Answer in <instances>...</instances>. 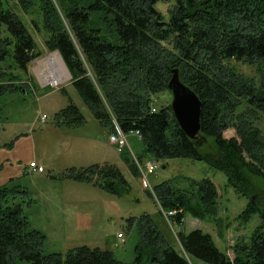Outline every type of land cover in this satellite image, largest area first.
Masks as SVG:
<instances>
[{"label":"trees","instance_id":"trees-1","mask_svg":"<svg viewBox=\"0 0 264 264\" xmlns=\"http://www.w3.org/2000/svg\"><path fill=\"white\" fill-rule=\"evenodd\" d=\"M58 1L61 13L51 0H41L49 33L45 45L61 55L93 118L110 133L117 128L125 135L139 132L144 145L140 160L189 159L225 173L228 187L248 199L237 220L247 223L255 215L262 219L248 239L235 245L232 259L202 229L180 231V251L174 235L151 214L131 218L130 226L136 224L140 233L133 264H264V205L253 198L261 191L264 195V135L255 125L264 114V0ZM172 1L166 21L156 5ZM26 2H21L24 7L34 0ZM16 11L0 0V97L27 91L28 84H20L15 72L26 74L41 56ZM231 62L256 66L261 83ZM176 69L203 103L201 134L195 140L180 129L171 104L158 108L154 102L156 95L168 91ZM56 121L72 127L82 126L86 118L73 103ZM230 128L237 135L227 139ZM128 164L140 177L132 159ZM64 177L113 194H120L121 186V194L130 189L113 166L72 170ZM180 181L186 183L181 190ZM154 193L150 195L161 211L174 213V227L182 228L188 215L204 221L218 214V189L209 178L166 181ZM18 194L27 192L20 186H0V264H124L113 252L87 246L66 255L45 254V237L31 227Z\"/></svg>","mask_w":264,"mask_h":264},{"label":"rangeland","instance_id":"rangeland-1","mask_svg":"<svg viewBox=\"0 0 264 264\" xmlns=\"http://www.w3.org/2000/svg\"><path fill=\"white\" fill-rule=\"evenodd\" d=\"M22 1L29 3V0H5L17 10L35 39L41 56L29 65L26 74L15 72L21 78L20 84H28L27 91L6 93L0 97V186H20L27 192V195L18 194V201L31 227L45 237V254L66 255L72 249L87 246L113 252L119 262L133 264L140 233L136 224L130 226V219L151 214L166 228V232L174 235L176 241L173 244L178 250L181 251L180 231L202 229L211 233L219 250L227 251L233 259L235 245L242 239H248L262 222L259 215L253 216L247 223L237 220L248 199L228 187L225 173L213 170L205 162L163 160L156 162L158 169L150 175L148 161L139 158L144 145L137 136L128 135L123 150L118 151L119 143L110 141V137L117 134V129L110 133L93 118L70 77L58 86L44 83L40 78L37 70L39 63L57 51L51 52L45 45L49 33L44 26L41 0H34L32 5L25 7ZM51 1L61 13L60 2ZM174 5V1L160 2L156 9L169 21ZM231 64L257 84L261 83L256 66ZM171 101L169 91L154 97L158 108L171 104ZM73 103L80 108L86 122L82 126L58 125L56 120L60 112ZM242 110L243 107H240L239 111ZM255 125L264 135L263 113ZM236 135L237 130L230 128L224 137L230 139ZM9 144H12L11 149L5 147ZM128 159H132L140 177L132 174ZM31 162L43 166L45 172H33L29 167ZM92 166L117 167L129 182V191L123 189L125 193L121 194V186L120 194H113L92 183L64 177L72 170L82 171ZM206 178L212 179L218 189L217 216L199 221L188 215L182 228L174 227L171 221L174 213L162 212L157 200L150 194L154 196V188L166 181ZM177 186L181 190L186 183L180 181ZM253 197L264 205L262 191L260 196ZM199 263L205 264L194 260V264Z\"/></svg>","mask_w":264,"mask_h":264},{"label":"water","instance_id":"water-1","mask_svg":"<svg viewBox=\"0 0 264 264\" xmlns=\"http://www.w3.org/2000/svg\"><path fill=\"white\" fill-rule=\"evenodd\" d=\"M68 73L70 74L69 70ZM70 78H72L71 75ZM168 91L172 96L171 109L180 129L190 139H197L201 134L202 128V101L189 86L182 82L180 72L177 69L172 71V77L168 84ZM23 92L26 91L23 90Z\"/></svg>","mask_w":264,"mask_h":264},{"label":"bare ground","instance_id":"bare-ground-1","mask_svg":"<svg viewBox=\"0 0 264 264\" xmlns=\"http://www.w3.org/2000/svg\"><path fill=\"white\" fill-rule=\"evenodd\" d=\"M37 70L44 83L58 85L60 82L70 77L67 68L57 52L41 61Z\"/></svg>","mask_w":264,"mask_h":264},{"label":"built area","instance_id":"built-area-1","mask_svg":"<svg viewBox=\"0 0 264 264\" xmlns=\"http://www.w3.org/2000/svg\"><path fill=\"white\" fill-rule=\"evenodd\" d=\"M54 85V84H53ZM155 111V110H153ZM117 134L113 135L110 137V141L113 143H119V150L122 151L123 147L126 145V138L127 135H125L119 128H117ZM131 135L137 136L139 139H141L140 133L139 132H132ZM30 168L33 170V172H38V173H44L45 169L44 167L40 166L36 162H31L30 163ZM147 169L149 174H153L157 169H158V164L155 161H148L147 162ZM173 213H171L172 215ZM120 238H122V235H119Z\"/></svg>","mask_w":264,"mask_h":264},{"label":"crops","instance_id":"crops-1","mask_svg":"<svg viewBox=\"0 0 264 264\" xmlns=\"http://www.w3.org/2000/svg\"><path fill=\"white\" fill-rule=\"evenodd\" d=\"M111 144V143H110ZM88 183V182H87ZM196 222V221H195ZM193 224H195V223H193ZM198 224H202L201 222H198ZM187 232V231H186ZM188 233V232H187ZM200 264V263H199Z\"/></svg>","mask_w":264,"mask_h":264}]
</instances>
